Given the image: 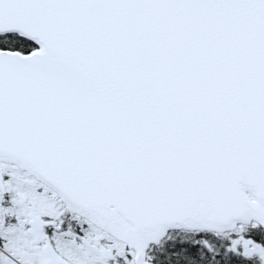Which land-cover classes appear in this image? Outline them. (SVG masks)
I'll list each match as a JSON object with an SVG mask.
<instances>
[{
  "label": "snow or ice",
  "instance_id": "6c2138e0",
  "mask_svg": "<svg viewBox=\"0 0 264 264\" xmlns=\"http://www.w3.org/2000/svg\"><path fill=\"white\" fill-rule=\"evenodd\" d=\"M0 264H264V0H0Z\"/></svg>",
  "mask_w": 264,
  "mask_h": 264
}]
</instances>
